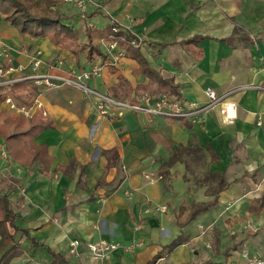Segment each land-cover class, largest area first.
Masks as SVG:
<instances>
[{
	"label": "crops",
	"instance_id": "obj_1",
	"mask_svg": "<svg viewBox=\"0 0 264 264\" xmlns=\"http://www.w3.org/2000/svg\"><path fill=\"white\" fill-rule=\"evenodd\" d=\"M62 11L80 36L84 26L115 23L138 38L149 67L173 78L185 108L205 107L210 88L222 99L196 116L150 119L128 110L103 116L96 99L75 88L38 90L33 99L52 124L34 139L46 146L47 172L37 162L21 167L8 153L0 159V194L28 234L21 243L24 253L10 264H51L47 249L67 264H146L158 253L155 264H246L247 257L264 258V0H97L87 3L84 14L70 3ZM194 36L204 37L200 59L180 46ZM0 40L10 48L14 66L27 67L34 49L42 51L46 67L58 58L75 70L102 61H75L48 39L21 37L3 21ZM160 44L159 52L150 47ZM119 76L132 88L148 83L139 64L125 57L88 86L112 96ZM196 147L201 151L183 154L189 169L182 160L165 166L174 153ZM71 162L74 168L66 173L55 171ZM214 173L226 187L213 206L180 228L176 220L187 214L180 215V207L213 199L214 183L203 178ZM162 206L165 211L154 210ZM148 207L151 213H145ZM181 233L188 242L166 251ZM74 239L81 242L76 255L69 252ZM99 239L142 246L95 261L85 243Z\"/></svg>",
	"mask_w": 264,
	"mask_h": 264
},
{
	"label": "trees",
	"instance_id": "obj_2",
	"mask_svg": "<svg viewBox=\"0 0 264 264\" xmlns=\"http://www.w3.org/2000/svg\"><path fill=\"white\" fill-rule=\"evenodd\" d=\"M64 4H67L64 0H0V18L4 23L12 26L19 36L34 40L39 38L48 39L56 47L70 52L75 61L83 59L84 63H91L100 58L103 60L104 56L100 51L99 42L101 39L111 35L113 26L117 25L111 23L104 29L84 26L83 35L80 36L78 30L68 23V18L62 11ZM238 32L239 29H234L233 35L235 36ZM116 36L119 37V46L124 49L125 56L132 58L139 64V72L146 76L148 83L147 85H137L132 88L124 77L119 76L117 86L111 89L112 96L129 103H135L144 94L152 98L170 95L182 102L178 85L174 83L173 78L161 76L149 67L139 48L130 45V40L134 37L125 35L123 31L118 32ZM240 38L243 39L245 36H241ZM203 39L204 37L194 36L181 41L180 46L194 59H200L202 51L198 45ZM229 41L231 43L233 38ZM150 47L155 52H159L164 45H150ZM21 91H25L27 94H17ZM37 94L38 90L27 80L0 86V138L3 140L4 148L11 162L21 167H31L37 162L39 171L45 174L50 158L47 155L46 146L36 145L34 139L43 130L52 128L51 122L47 120V116L43 117L40 112H35L30 118H24L15 113L5 112L2 108V102L6 95L11 96L22 105L30 106L33 102V97L37 96ZM192 151L200 152L201 150L198 147L195 150L186 148L182 153H174L165 162V166L169 167L179 160L184 161L183 154H188ZM184 163L187 168V163L185 161ZM71 167L74 168L73 162L66 167L56 166L55 171L66 173L67 169H71ZM203 182L214 183V186L211 187L213 199L203 203L192 202L187 207H180V215L185 210L187 211L186 217L182 221L176 220L180 228L188 224L199 213L213 206L216 203L219 192L226 187L225 180L220 174H207L203 178ZM27 236V232L18 227L17 217L12 210L7 196L0 194V250H5L0 257V264H10L12 259L24 253L21 243ZM187 242L188 238L181 233L170 244L165 246L164 249L169 252ZM33 245L37 247L35 241H33ZM47 250L52 258L51 264H67L64 256L50 249ZM160 257L161 253H158L146 264H155Z\"/></svg>",
	"mask_w": 264,
	"mask_h": 264
},
{
	"label": "built area",
	"instance_id": "obj_3",
	"mask_svg": "<svg viewBox=\"0 0 264 264\" xmlns=\"http://www.w3.org/2000/svg\"><path fill=\"white\" fill-rule=\"evenodd\" d=\"M64 1L75 6L81 14L85 13L87 3L97 2V0ZM120 31L122 30L118 25L113 26L112 34L107 38L101 39L99 42L104 59L100 62H94L88 68H83L81 70L67 68L65 61L62 58L56 59L53 65L46 67L45 61L42 57V51L39 49H34L28 54L29 62L27 67H23L22 65L14 66V59L10 48L0 40V86H5L16 81L27 80L31 82L37 90H51L61 86L75 88L82 91L85 95L94 97L96 99V108L103 116H113L115 111L128 110L135 113H143L150 119L157 116L186 118L196 116L203 110V108L212 106L221 101V96L211 88L207 89L205 93L208 98L205 107L189 109L185 108L183 103L176 99V97L170 95H162L152 98L151 96L144 94L137 102L129 103L125 100L114 98L89 87L88 82L99 78L105 67H117L126 57L124 49L119 46V37L116 36ZM130 45L139 48L142 45V42L134 37L130 40ZM25 69L27 70L24 71ZM13 72L15 73L11 77L10 74ZM2 105L6 112L15 113L24 118L32 117L35 112H40L43 117L47 116V112L44 110L43 104L38 98L33 99L30 106H25L16 102L11 96L6 95ZM229 117L227 120L230 119ZM0 155L6 159V150L2 149ZM165 209V206L154 208L155 211L160 210L162 212L165 211ZM152 211L153 210L150 207L145 209V213H151ZM69 245V252L76 255L81 242L74 239ZM141 246L142 242L135 241L122 246L118 242L105 239L85 243V247L91 259L95 261H105L110 259L111 255L118 249H122L126 253H133ZM245 257H247V255H245ZM18 264L26 263L21 262ZM246 264H264V258L257 256L247 257Z\"/></svg>",
	"mask_w": 264,
	"mask_h": 264
},
{
	"label": "rangeland",
	"instance_id": "obj_4",
	"mask_svg": "<svg viewBox=\"0 0 264 264\" xmlns=\"http://www.w3.org/2000/svg\"><path fill=\"white\" fill-rule=\"evenodd\" d=\"M0 21H2L1 18H0ZM5 112H6V111H5ZM0 159H1V161H2L3 157H0ZM3 160H4V159H3ZM7 167H8V166H7ZM188 169H189V167H188ZM189 174H190V173H189Z\"/></svg>",
	"mask_w": 264,
	"mask_h": 264
}]
</instances>
